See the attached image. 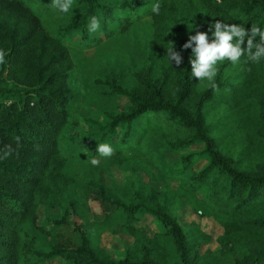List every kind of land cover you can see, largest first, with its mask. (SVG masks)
Segmentation results:
<instances>
[{
	"label": "trees",
	"instance_id": "16d2710c",
	"mask_svg": "<svg viewBox=\"0 0 264 264\" xmlns=\"http://www.w3.org/2000/svg\"><path fill=\"white\" fill-rule=\"evenodd\" d=\"M51 3L0 0V157L15 149L0 159V264H264V57L217 61L213 90L192 77L191 49L182 50L216 20L264 31V0H72L68 13ZM92 16L100 28L90 33ZM139 27L151 32L140 62L108 58L84 71L74 61L71 46L95 50ZM172 42L179 67L166 54ZM101 144L114 154L102 157ZM91 201L115 222L105 233L133 240L121 258L89 223L77 227L79 242L59 233L73 214L88 220ZM184 211L219 223L216 248L196 221L182 225ZM146 216L153 237L139 226Z\"/></svg>",
	"mask_w": 264,
	"mask_h": 264
},
{
	"label": "rangeland",
	"instance_id": "374dc122",
	"mask_svg": "<svg viewBox=\"0 0 264 264\" xmlns=\"http://www.w3.org/2000/svg\"><path fill=\"white\" fill-rule=\"evenodd\" d=\"M38 8H39V4ZM39 10H44L43 7H40ZM151 32L149 29L145 27H139L136 30H132L129 33L124 34L123 36H117L113 40L109 41L104 46L95 49V50H89L81 52L74 48L73 46L70 47L71 54L74 58V61L76 63L81 62V70L87 71L91 69V67L95 68H102L105 61L108 58H118L120 61L123 62V64L129 65L131 64L130 60L133 62H140L142 49L146 45L149 36ZM98 95H96L94 98H97ZM104 98L100 101L102 102ZM98 102V103H100ZM97 105V104H96ZM97 107V106H96ZM80 115L83 113V111H79ZM80 115L76 114V118L80 119ZM81 127H85L84 122H81ZM83 146V144H81ZM84 150L86 153H90L91 148L88 145H84ZM197 149H202V147H197ZM131 153V152H130ZM129 153V157L131 154ZM100 160L99 169L103 168L104 160L97 158ZM177 160V156L175 154H169L167 156V162L172 163ZM203 162L199 163L196 168L200 169L203 166ZM154 173L155 170L153 167L149 168ZM113 176L117 183H120L124 180V174L120 170V168H112ZM102 176L104 177V180L107 183H111L110 177L104 173V170H102ZM157 174V173H156ZM139 177L143 179L144 181H149V177L144 172L138 173ZM171 184L174 188H177L180 184L178 181L169 180L168 182ZM158 185V182L154 183V185ZM195 208H199L197 205H195ZM89 210L84 213L87 216L86 220L85 218H82L81 216H78L76 214L71 215V217L68 219L67 225L59 229V233L63 234L66 238H69L75 242H79V235L77 232V227L85 224H90V226L93 229V239L95 242L99 240V236L101 233L107 230H112L113 226L115 225V222H105V216L102 212V208L97 202H89L88 204ZM54 214H61L60 210H56L53 212ZM44 210L43 208L40 209V223L44 220ZM183 226L187 227L192 221H196L198 224L201 225V227L212 237V243L209 245L212 249L216 248L218 245L216 243V239L220 237L223 234V228L219 225V223L215 222L212 218H202L200 216H194L191 215L190 211H184L182 214V217L180 219ZM87 222V223H86ZM158 224V222H157ZM159 225V224H158ZM140 228L144 229L150 237H153L155 233L158 231L155 223L154 218L150 216L144 217V219L140 223ZM162 228V226L160 227ZM132 239L125 236L122 233H119L118 235H112L110 233H105L101 237V246L105 249H109L110 252L113 254L116 258H121L124 255V250L126 247H128L132 243ZM45 242H50V239H45ZM50 244V243H49ZM162 244L167 248L169 253L173 252V244L169 240H163ZM206 247L202 249V251H205ZM51 264H63V262H54Z\"/></svg>",
	"mask_w": 264,
	"mask_h": 264
},
{
	"label": "clouds",
	"instance_id": "9594fccd",
	"mask_svg": "<svg viewBox=\"0 0 264 264\" xmlns=\"http://www.w3.org/2000/svg\"><path fill=\"white\" fill-rule=\"evenodd\" d=\"M51 6L58 9L61 13H68L72 8V0H52ZM159 3L152 5V12L156 15L160 14ZM100 28V21L96 16L90 18L88 30L90 33L96 32ZM215 31L212 32V29ZM224 29L223 31L221 29ZM208 32H211L214 39L209 43ZM208 32L196 30L195 35H190L188 40L182 45V50L191 49L189 63L191 65L192 77L199 80L207 79L211 83L213 90H218V86L214 83V77L217 72V61L228 60L233 63L240 61L242 56H246L248 61L258 63L264 57V31L256 26H251L250 30H246L241 24H228L221 20H216L209 24ZM259 41L256 42V37ZM233 37H236L233 43ZM247 42L245 45V39ZM193 43L195 46H193ZM242 45H245L242 47ZM169 61L175 66L181 65L180 53L174 50V43L166 50ZM6 53L0 50V64L5 63ZM19 147V145H17ZM15 149L11 145H5L4 154L0 159L7 158ZM96 151L102 157H111L114 154L113 148L108 144L98 145ZM91 164L98 166L100 160L92 158Z\"/></svg>",
	"mask_w": 264,
	"mask_h": 264
}]
</instances>
